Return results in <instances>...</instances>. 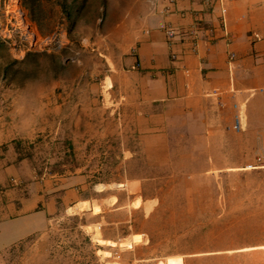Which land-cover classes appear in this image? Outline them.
Masks as SVG:
<instances>
[{
    "label": "rangeland",
    "instance_id": "1",
    "mask_svg": "<svg viewBox=\"0 0 264 264\" xmlns=\"http://www.w3.org/2000/svg\"><path fill=\"white\" fill-rule=\"evenodd\" d=\"M89 1L21 0L39 33L62 23L69 42L59 52L20 60L0 42L4 87L7 78L13 84L37 76L80 84L100 79L105 5ZM250 94L251 112L249 100L217 97L229 109L212 132H185L190 127L171 122L140 133V147L130 133H64L53 142L37 136L19 143L36 171L90 179L93 189L86 191L93 197L76 208L93 213L61 218L54 247L74 251L83 264H264V90ZM77 114L82 124L83 111ZM237 114L240 130L232 127ZM111 208H123L122 225L111 223Z\"/></svg>",
    "mask_w": 264,
    "mask_h": 264
},
{
    "label": "crops",
    "instance_id": "2",
    "mask_svg": "<svg viewBox=\"0 0 264 264\" xmlns=\"http://www.w3.org/2000/svg\"><path fill=\"white\" fill-rule=\"evenodd\" d=\"M212 2L90 0L105 5L100 79L80 84L76 78L65 83L37 76L13 84L7 78L6 87L0 79V264H83L74 251L54 247L53 238L61 218L79 214L86 220L93 213L76 208L93 197L86 191L93 189L86 184L90 179L36 171L21 157L19 143L37 136L53 142L64 133H130L140 147V133L157 132L171 122L190 127L185 132L217 130L229 109L220 107L217 97L249 100L247 110H253L250 92L264 90V0H225L224 14ZM194 21L196 46L181 32ZM166 24L179 32L172 42ZM252 32L262 38L254 40ZM109 212L115 217L111 223H124L123 208Z\"/></svg>",
    "mask_w": 264,
    "mask_h": 264
},
{
    "label": "built area",
    "instance_id": "3",
    "mask_svg": "<svg viewBox=\"0 0 264 264\" xmlns=\"http://www.w3.org/2000/svg\"><path fill=\"white\" fill-rule=\"evenodd\" d=\"M222 14L226 9L225 0H215ZM173 4L175 0H168ZM208 6L212 5V0H204ZM222 25L225 28V20L222 17ZM199 30L198 21H194L190 29L186 32L181 31L184 36L190 37L193 46L197 44V32ZM164 32L169 42H172L178 35V30L171 24L164 26ZM254 40H260L261 35L256 32L250 33ZM0 42H2L15 59H22L31 52H59L68 44V32L65 26L57 24L49 33L41 34L37 31L34 24L27 18L26 12L22 7L21 0H0ZM234 54H229V62L233 59ZM172 58H176L172 54ZM243 118L240 114L236 115L233 129L240 130L242 128Z\"/></svg>",
    "mask_w": 264,
    "mask_h": 264
}]
</instances>
